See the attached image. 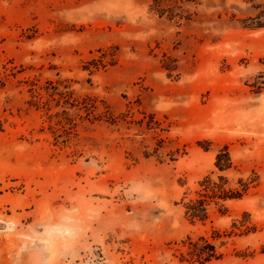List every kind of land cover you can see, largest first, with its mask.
Returning <instances> with one entry per match:
<instances>
[{
  "label": "rangeland",
  "instance_id": "374dc122",
  "mask_svg": "<svg viewBox=\"0 0 264 264\" xmlns=\"http://www.w3.org/2000/svg\"><path fill=\"white\" fill-rule=\"evenodd\" d=\"M153 4L0 0V264H264V0Z\"/></svg>",
  "mask_w": 264,
  "mask_h": 264
},
{
  "label": "trees",
  "instance_id": "16d2710c",
  "mask_svg": "<svg viewBox=\"0 0 264 264\" xmlns=\"http://www.w3.org/2000/svg\"><path fill=\"white\" fill-rule=\"evenodd\" d=\"M197 1L198 0H154L152 9L161 15L168 14L170 17L179 16L180 18H186L187 15L184 14L185 10L183 9V5H181L180 3ZM178 10H181V12H178ZM216 189H222V185L213 182L210 179H207L204 182L205 192L202 193V196H208L209 191L217 194ZM226 194L227 193H225L224 195L225 198H236L240 196L238 192L232 193L231 195ZM205 203L206 199L203 198L197 201H191L187 206V213L192 218L205 219L207 217V208L205 206ZM188 254L192 259H196L201 263L209 262L214 258H219L221 256V254L216 251V246L205 237H200L197 241L190 239Z\"/></svg>",
  "mask_w": 264,
  "mask_h": 264
}]
</instances>
